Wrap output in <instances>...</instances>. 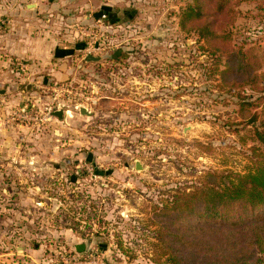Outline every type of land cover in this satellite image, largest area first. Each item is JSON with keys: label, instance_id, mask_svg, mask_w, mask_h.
Returning a JSON list of instances; mask_svg holds the SVG:
<instances>
[{"label": "rangeland", "instance_id": "1", "mask_svg": "<svg viewBox=\"0 0 264 264\" xmlns=\"http://www.w3.org/2000/svg\"><path fill=\"white\" fill-rule=\"evenodd\" d=\"M3 1L0 92L8 91L14 128L0 132V222L9 237L0 264L89 255L97 264H167L153 236L155 209L206 172L249 171L246 119L254 112L256 126L264 119V93H228L211 77L210 56L179 27L190 0L30 4V35L60 45L58 59L43 54L38 67L5 51L4 37L24 29L18 18L26 10ZM232 1L239 2L228 28L233 45L254 49L264 73V0ZM104 7L115 21L100 14ZM87 56L99 60L85 63ZM241 97L256 107L240 112ZM18 109L46 120L11 119Z\"/></svg>", "mask_w": 264, "mask_h": 264}, {"label": "trees", "instance_id": "2", "mask_svg": "<svg viewBox=\"0 0 264 264\" xmlns=\"http://www.w3.org/2000/svg\"><path fill=\"white\" fill-rule=\"evenodd\" d=\"M238 5L190 0L179 14V27L210 56L211 77L228 93L247 87L264 93V73L258 74L261 65L254 49L234 47L228 30ZM100 14L114 19L108 7ZM246 101L241 97L240 112L256 107ZM260 114L249 113L246 119L253 126L249 171L206 172L193 190L177 192L155 209L153 236L167 264H264V119L255 125Z\"/></svg>", "mask_w": 264, "mask_h": 264}, {"label": "crops", "instance_id": "3", "mask_svg": "<svg viewBox=\"0 0 264 264\" xmlns=\"http://www.w3.org/2000/svg\"><path fill=\"white\" fill-rule=\"evenodd\" d=\"M44 1H47L49 3L52 2V0H4L2 3L3 4H7L9 6H16V5H22L24 4L25 6V12H24V17L23 18H18V20L23 21V28L22 31H20L17 36H11V35H7L6 37H4V42H3V46L5 51L8 53V55H12L13 57L16 58H27L28 59V63L31 64L34 67H38L37 66V62L40 65V62L42 61L41 59L43 58V54L44 55H49L51 60H54V56L58 59V57L60 56L59 50H60V45L58 44V41L55 39V37L53 36H45V37H41V35L39 34H34L33 36H31V23L30 22V13L31 11L28 10L27 13V9L29 7H31L30 4H33L35 7L36 6H40L42 5V3ZM22 14V10L20 11V16ZM28 24V25H27ZM44 38V41H43ZM64 46L68 47V45ZM30 60V61H29ZM44 62V61H42ZM41 68V66L39 67ZM8 94V91H1L0 92V100H2L1 102V108H0V132H3L2 134H7L5 129H11L14 128V126H12V121L7 117L9 115L8 110L6 109V105L4 102L5 99L7 100L8 98L6 97V95ZM21 96L19 94H15V96L11 97L14 98V101H18L21 99ZM21 104H23V102L21 101ZM5 106V107H4ZM23 127V126H22ZM16 128H21V125H16ZM11 130L8 131V133H10ZM13 163L18 162V160L12 159ZM11 164V163H10ZM3 192L5 193V190H3ZM8 192H10V190L8 189ZM3 223V219L2 222H0V243L2 246L8 245L9 246V237L6 236L7 234V228L4 227Z\"/></svg>", "mask_w": 264, "mask_h": 264}, {"label": "built area", "instance_id": "4", "mask_svg": "<svg viewBox=\"0 0 264 264\" xmlns=\"http://www.w3.org/2000/svg\"><path fill=\"white\" fill-rule=\"evenodd\" d=\"M46 116L47 115H45V117ZM45 117H38L34 112L32 113V115H30L25 111V109H18L17 111L11 112V119L16 121H30L36 123L38 121H45ZM68 262L71 264H97L94 257H91L90 255L86 258L69 257V259H67L65 263Z\"/></svg>", "mask_w": 264, "mask_h": 264}, {"label": "water", "instance_id": "5", "mask_svg": "<svg viewBox=\"0 0 264 264\" xmlns=\"http://www.w3.org/2000/svg\"><path fill=\"white\" fill-rule=\"evenodd\" d=\"M99 59L98 58H95V57H92V56H87V57H85V59H84V61L85 62H96V61H98ZM80 114L81 115H89V113L84 109V108H81L80 109ZM54 115L58 118V119H61L62 118V116H63V113L62 112H60V111H58V112H56V113H54ZM136 169H140V165L138 164V163H136ZM82 246H77L76 247V251L77 252H81L82 250Z\"/></svg>", "mask_w": 264, "mask_h": 264}]
</instances>
